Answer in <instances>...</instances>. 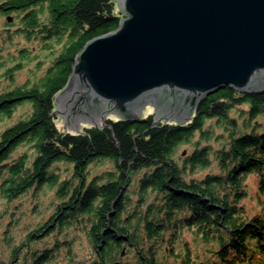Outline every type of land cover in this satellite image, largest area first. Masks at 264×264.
I'll return each instance as SVG.
<instances>
[{
  "label": "trees",
  "instance_id": "obj_1",
  "mask_svg": "<svg viewBox=\"0 0 264 264\" xmlns=\"http://www.w3.org/2000/svg\"><path fill=\"white\" fill-rule=\"evenodd\" d=\"M122 16L117 0H0V264H264V202L243 203L250 175L264 195V86L204 96L186 122L58 126L77 53Z\"/></svg>",
  "mask_w": 264,
  "mask_h": 264
},
{
  "label": "water",
  "instance_id": "obj_2",
  "mask_svg": "<svg viewBox=\"0 0 264 264\" xmlns=\"http://www.w3.org/2000/svg\"><path fill=\"white\" fill-rule=\"evenodd\" d=\"M112 31L88 40L55 95L67 126L139 117L147 103L188 109L226 86H264V0H117ZM157 117V116H156ZM173 117V118H174ZM100 119L102 121H100Z\"/></svg>",
  "mask_w": 264,
  "mask_h": 264
},
{
  "label": "rangeland",
  "instance_id": "obj_3",
  "mask_svg": "<svg viewBox=\"0 0 264 264\" xmlns=\"http://www.w3.org/2000/svg\"><path fill=\"white\" fill-rule=\"evenodd\" d=\"M24 78H25L24 74L20 75L19 81L23 80ZM153 109H154L155 114H156L155 106L152 103H147L145 105V107L142 109V112L144 111V113H148V112H151ZM175 112H176V106H173V105L163 109L161 113H160L159 107H158L156 116H157V118L161 117V118H164L165 120H169V119L170 120H178V119H185L189 113L188 109H187L183 114L176 115L174 117ZM56 113H57V115H59L58 112H56ZM100 121H102V120L100 119ZM57 123L61 129L79 130L80 124L86 123V122H84L83 120H80L76 124V126H67L58 116ZM247 186L249 189V196L243 200V203L246 205V208H247L249 214L254 215V214L260 212L261 204L264 202V195H261L259 192L258 177L255 174L250 175L247 178ZM186 238L191 243H193L196 250L203 251V245L198 243V242H194L193 236L191 233L187 232Z\"/></svg>",
  "mask_w": 264,
  "mask_h": 264
}]
</instances>
